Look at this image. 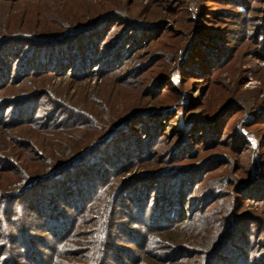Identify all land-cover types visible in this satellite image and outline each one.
Returning a JSON list of instances; mask_svg holds the SVG:
<instances>
[{"label": "trees", "instance_id": "obj_1", "mask_svg": "<svg viewBox=\"0 0 264 264\" xmlns=\"http://www.w3.org/2000/svg\"><path fill=\"white\" fill-rule=\"evenodd\" d=\"M216 1L0 0V7L4 4L28 5L31 2L63 4L47 17L39 16L33 25L30 21H17L12 15L6 14V29L0 30V93L5 92L0 94V130L14 131L11 139L17 142L6 147L10 149L9 155H6L8 169L0 168L1 225L7 228L8 220L12 227L11 232L5 231L3 239L0 238V258L7 250L6 245L3 246L4 242L9 246H18L15 254L6 252L5 259L12 264H20L22 258L28 261L26 264H128V261L142 264L143 258H135L133 249L116 255L114 252L116 246L113 234L118 226L121 198L126 197V203H132L131 206L127 204L130 212H135L138 218L135 222L138 228L125 229V232L132 236L135 247H139L136 249L138 251L141 247L147 248L145 242L152 239L150 233L164 234L166 237L167 233L186 226L191 220L194 223L200 219V230L207 235L203 249L200 247L195 251L187 245H183V248L167 246L166 250L161 251L162 255L157 253L160 251H155L153 255L148 253L152 264H264L262 226L254 231L245 226L244 230H240L245 216L241 215L238 220L231 217L226 231L218 235L211 232L213 225L209 219L212 214L207 213L218 200H208L211 199L208 193L207 200L194 201L198 204L194 208L189 196L205 184L203 179L200 181L196 176L195 167H192L195 164L162 167L161 170L157 168L153 148L159 142L154 138L144 141L146 133L134 137L132 130H129L139 115L150 114L147 109L141 113L130 111L107 121V100L103 101L101 92L97 91L99 95H96V92L90 94L86 90L80 95L83 100L90 96L89 103L72 105L58 93L55 96L43 87L48 84L49 78L55 77L71 78L74 83L81 85L94 77L106 81L113 77L122 78L128 71L119 70L124 67H129L133 74L138 75L149 69H158V65L164 63L165 55L152 54L149 61L147 56L156 44L165 40L172 43L180 40V44L186 40L189 49H184L187 56L184 67L187 68L190 44H199L203 37L214 40V36H210L212 33H222V28L207 24L210 21L216 23L213 19L220 22V16L213 8ZM235 1L238 7L247 11V2ZM259 1L262 5H255ZM152 4H156V12L148 10ZM247 12L251 13L250 19L256 21L244 40L251 51L257 52L255 49H259L262 52L259 54L264 57V0H253ZM168 19L174 25L167 24ZM48 22L55 25L56 30H52L51 34L47 28L40 27L42 23L47 25ZM205 41L203 44L207 43ZM210 56L202 57L204 65L206 61L211 63ZM136 59H142L143 62L131 64ZM217 65L211 73L218 69ZM201 71L192 75L200 77L203 75ZM158 75L160 77L156 80L169 78L171 83L176 80L180 82L181 79L170 68L160 71ZM33 81L37 86L43 83V88L30 86ZM165 95L171 99L160 106L161 117L168 111L184 113L183 106H179L182 101L189 99L196 103L197 100L184 90ZM45 99L50 110L46 109L45 114L40 115V110L46 104L43 103ZM233 105V102L225 103L207 120L215 123ZM57 116L63 118L56 121ZM184 118L183 115V122L170 133L174 143L167 150L169 155H178L183 149H189L198 138L191 136L196 115ZM104 126L107 128L105 131ZM127 130L128 135L124 138ZM157 133H160V129ZM162 136L165 137V133ZM2 137L5 139L4 134ZM241 137V142L245 144L247 141L248 145L247 138ZM153 142L155 146L151 147ZM32 153L45 166H40L38 172L30 175L24 169L31 167ZM99 155L105 163L122 167L125 171L127 167L123 166L119 158L124 159L127 166L136 168V173L127 180H115L106 169L96 165ZM54 156L62 157L54 161ZM208 156L227 159L220 152ZM47 163L54 164L47 167ZM170 179L175 181L173 190L165 188L155 193L156 186H163ZM222 181L226 182L225 179ZM244 187V190L251 188L252 181L237 189L241 191ZM258 196L264 200L263 192ZM61 203L65 206L62 207ZM206 203V207L203 206ZM198 212L202 213L201 216H197ZM142 226L148 230L146 234L145 231H139ZM37 229L49 236L45 238L42 234L38 235L35 232ZM246 233L252 235L247 238ZM256 235L262 239L259 242L263 246L262 252L258 251V239L253 240ZM45 250L52 251L53 256L50 254L41 258ZM195 257H198L195 262L190 263Z\"/></svg>", "mask_w": 264, "mask_h": 264}, {"label": "rangeland", "instance_id": "obj_2", "mask_svg": "<svg viewBox=\"0 0 264 264\" xmlns=\"http://www.w3.org/2000/svg\"><path fill=\"white\" fill-rule=\"evenodd\" d=\"M243 1L247 2L246 8L248 11L253 0ZM144 3L145 1L142 4ZM61 5L63 4L60 2H57V5L56 3L51 4L48 2H31L28 5L20 6L11 4L1 5L0 18L2 21L0 22V30L6 29V14L12 15L17 21L20 19L30 21V24L33 25L35 21L37 22L39 16L47 17L50 12L61 8ZM237 5L238 3L235 0L216 1L213 8L217 11V16H220V22L217 19H213L216 23L210 21L207 24L222 28V33H212L213 35L210 36H214V40L203 37V40L199 44H190L191 49L188 53L190 58L187 68L184 67L187 61L184 49H189V45L185 43L186 40L181 41V44L180 40L175 43L165 40L156 44L152 48L153 51H150L151 54L147 56L149 61L152 58V54H164V63L158 65L160 68L149 69L142 75L133 74V71L128 69L129 67H124L119 70H128L126 72L130 75L126 76L127 74H125L122 78L120 76V78L113 77L107 81L94 77L89 82L77 85L71 78L60 79L55 77L49 78L46 85L41 83L42 86L44 85L43 87L49 89L54 95L58 93L62 99L67 103H72V105L89 103L90 96L83 100L80 95L83 92L88 91L90 94L96 92V95H99L97 91L101 92L103 94V101L107 100L105 102V107L107 108L106 115L108 113L107 121L119 118L130 111L137 110L138 113H141L148 110L150 114L139 115V118L136 117L138 118L137 121L131 125L132 127H129V130H132L134 137L143 136V133H146L147 137L144 138V141L146 138H154L159 142L153 148V151L155 150L154 162L158 163L157 168L159 167L160 170L162 167L176 168L183 164H195L192 166L195 167V174L200 178V181L203 179L205 184L202 189L197 190L189 198L193 201L194 208L195 205H198L194 201L207 200L208 193L211 196V199L208 200H218L213 207L207 210V213L211 212L212 214V218L209 219L213 225L211 232H216L218 235L226 231L227 222L231 217H236L238 220L241 215L245 216V219L240 225V230H244L243 226L249 228L251 231L257 230L258 226H262V230H264V200L258 196L261 192L264 193V57L260 55L262 52L259 49H255L258 50L257 52L251 51L249 44L244 40L245 35L251 32L253 23L256 20L250 19L251 13L243 11ZM255 5H262V3L260 1L255 2ZM136 8L134 7V9ZM148 10L156 12V4H152ZM253 15L252 13L251 17ZM44 24L42 23L40 27L47 28L49 34H51L52 30H56L53 23L48 22L47 25ZM167 24L174 25L172 20L169 19L167 20ZM204 40H207L205 41L207 43L203 44ZM208 56H210L211 63L209 64V61H206V65H204L202 57L207 58ZM140 62H143L142 59H136L131 64H139ZM216 63H218V69L211 73L215 69ZM168 68L173 70L174 73L176 72V75L181 78L180 82L176 80L175 83H171L169 78L156 80V78L160 77L158 73L165 69L168 70ZM198 70H203L201 71L203 75H200V77L193 76L192 73ZM29 85L35 86L38 89L43 88L42 86H37L35 81ZM178 90H184L192 94L193 98L197 99L196 103L187 99L179 105L183 106L184 113L180 112L177 114L174 111H168L165 116L161 117V114L159 116L160 106L171 99L165 97V94ZM3 93L5 94L4 91L0 94ZM98 99L101 100L100 97ZM228 102H233L234 104L228 112L221 119L215 121V123H209L208 117L214 116ZM43 103L46 104L40 110V115H44L46 109L50 110V107H47L46 99L43 100ZM94 108L97 107L94 106ZM183 115L185 117L184 120L188 116L196 115L191 136L198 138L194 140V144L190 145L189 149H183V152L178 155H175V153L169 155L167 150L174 143V139H172L173 137L170 133L183 122ZM61 118L63 116H57L55 120L59 121ZM198 122H200L199 125H197ZM103 129L105 131L107 129L106 126ZM158 129H160V133H157ZM129 130H127L124 138L128 135ZM164 133L165 137L162 136ZM3 134L5 135V139L2 137ZM13 134H15L14 131L4 132L0 130V157L4 158L0 159V168L2 170H6L9 167L6 163V155H9L10 149L6 147L17 144V142L11 139ZM7 135H9L8 139H6ZM241 135L247 138L249 146L247 145V141L245 144L241 142L240 138H243ZM218 140L220 141L219 146H217ZM152 146H155L154 142ZM253 151L255 152L254 154ZM219 152L224 154L227 159L222 160L219 157L212 158L208 156L209 154H217ZM111 155L116 158L114 154ZM57 156L52 157V160L56 161L62 157ZM99 158L96 165L99 168L106 169L108 174H111L115 180H127L136 173V168L127 166L124 159L119 158L123 166L127 167L125 171L122 167H113L111 164L105 163L106 161L104 162V158L101 155H99ZM30 159L31 167L24 169V172L30 175L38 172L40 166H45L38 162L36 154L32 153ZM203 162L204 164H202ZM52 164L54 163H47L46 166L49 167ZM142 173L146 172L142 171ZM21 176L18 178H21ZM224 179L226 182L222 181ZM251 181V188L244 190V187V191L237 189ZM169 184L170 186H168ZM165 188H167L166 190H173L175 188V181L170 179L163 186H156L154 188L156 189L155 193ZM50 189L51 187H49ZM121 202L122 206L119 218L117 219L118 226L113 234L116 246L115 255L124 250L133 249L135 251L133 252L135 258L139 256H141L139 257L140 259L143 258L142 264H152L151 258H148L147 254L153 255L157 251H160L157 253L161 254V251L166 250L167 246L183 248V245H187L189 247L192 246L191 248L195 251L200 249V247L201 249L205 247L207 235L202 234L200 230L201 220L198 219L194 223L191 220L186 226L167 233V235L165 234L166 237L164 234L150 233L152 239L148 243L145 242L147 248L141 247L139 251L136 250L139 247H135L132 236L128 232H125V229L136 230L137 225L135 222L138 218L135 216V212H130L127 204L131 206L132 203H126V197H122ZM208 203L203 206L206 207ZM201 204L202 202L199 203V207ZM61 206L65 205L61 203ZM188 209L190 210V208ZM66 210L67 212H72L71 210ZM197 214V216H201L202 213L198 212ZM256 220H259L260 223ZM7 224V228L3 227L0 217L1 239H3L5 231L11 232L12 230L11 223L8 220ZM149 226L150 228L152 227L151 225ZM40 230L37 229L35 232L38 235L42 234L45 238L49 236L48 233H44L42 230L41 233ZM139 231H145L144 233L146 234L148 230L142 226L139 228ZM250 235L252 234H245L247 238ZM262 238H264V233ZM257 239L258 243L262 242V239L258 238L257 235L253 237L254 241ZM5 245V249L7 250H5L4 256L0 258V264H12L11 261L7 262L5 259L6 252L15 254L18 246H9L3 242V246ZM259 246L258 251L262 252L263 246L260 243ZM36 247L40 248V246ZM50 254L53 256L52 251L45 250L41 254V258ZM197 258L195 257L190 263L195 262L194 260ZM21 260L20 264L28 262L23 258ZM128 264L134 263L128 261Z\"/></svg>", "mask_w": 264, "mask_h": 264}]
</instances>
